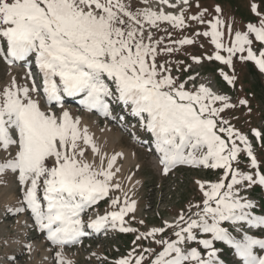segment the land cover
<instances>
[{
  "label": "snow or ice",
  "instance_id": "1",
  "mask_svg": "<svg viewBox=\"0 0 264 264\" xmlns=\"http://www.w3.org/2000/svg\"><path fill=\"white\" fill-rule=\"evenodd\" d=\"M159 3L168 4L169 0H159ZM183 3L187 4L188 0H183ZM252 10L256 11L255 5ZM216 11L219 13L220 9ZM189 19L199 20L200 17L191 16ZM164 22L173 28H180L184 25V16L151 10L134 13L123 0H0V39L6 42L8 62L25 60L34 53L47 101L60 103L61 94L68 97L83 95V103L89 109H99L107 115L109 106L105 98L113 96L105 83L107 78L114 84L118 94L116 99L131 105L132 114L140 116L142 126H146L155 137L165 171L176 163L200 164L205 168L224 170L221 180L210 184L209 190L197 182L205 197L202 213L195 214L200 219L190 218L185 221L186 227L177 223L175 227L180 229L174 232L177 240L156 241L164 247L150 264H186L189 260L195 264H220L213 241H222L234 249L242 264H264V255L254 253V248L264 250V239H255L247 234L236 239L220 226L228 221L234 226L244 223L250 228H264V216H254L247 211L254 205L233 190L242 181L249 186L253 183L264 186V176L256 173L254 178L233 168L241 149L235 142L229 147L215 131L218 125L214 117L230 106L225 97L213 95L204 86L198 93L190 94L183 91L184 84L174 89L170 76L157 78V51L154 46L144 43L145 38L152 39L151 33L145 37L144 25L158 27ZM221 24L217 19L211 24L212 31L203 33L204 36H211L217 50L223 48L229 54L227 58L215 55L214 59L221 63L231 66L232 55L245 51V46L251 45L248 33L264 43V20L260 27L249 25L243 35L237 32L231 47H225L220 42L221 33L217 29ZM178 43L191 44L192 40L183 39ZM165 50L173 51L170 48ZM247 51V59L255 61L260 71L264 72V52L257 58L250 48ZM149 58L152 63L148 62ZM159 68L165 70L163 65ZM28 75L31 78L32 73ZM165 88L169 90L165 91ZM37 91L35 82L29 89L18 87L13 80L11 87L0 93V148L7 151L15 146L17 149L14 157L0 163V173L5 170L18 173L22 186L30 181L24 202L39 228L47 230V238L53 244L76 243L85 234L80 219L82 211L106 197L111 187H118L110 184L116 157L108 160L106 168L103 157L98 168L87 163L83 159L84 149L78 142L82 140L84 145L91 146L94 154L98 152L87 130H81L79 119L73 120L67 111L60 117L41 111L38 102L30 96V92ZM216 101L224 102L223 108L211 107ZM145 113L146 125L142 115ZM10 130H14L16 138ZM220 131L225 129L220 128ZM226 132L245 145L243 151L250 158L251 167L255 168L257 160L245 137L232 128ZM254 134L260 136L258 132ZM189 146L192 150L185 155L184 150ZM201 148H206V153L196 159L194 152ZM50 158L54 160L51 167L46 163ZM41 177L44 184L43 206L37 197ZM228 177L230 182L225 183ZM225 188L227 191L222 192ZM213 203L215 207L211 206ZM117 204L118 199H113L111 206ZM132 211L134 204L126 203L118 212L92 220L88 227L99 231L109 220L113 226L117 221L123 224L124 216ZM180 220H184L183 215ZM196 228L211 234V240L199 241L208 250L207 259H201L195 249L185 254L178 247L186 240L195 239L192 230ZM120 231L134 232L135 229L121 227ZM163 231L162 228L153 229L143 235L155 236ZM142 260V256L137 258L135 264H142ZM58 264H63V261L58 260ZM116 264H130V261L125 258Z\"/></svg>",
  "mask_w": 264,
  "mask_h": 264
},
{
  "label": "rangeland",
  "instance_id": "2",
  "mask_svg": "<svg viewBox=\"0 0 264 264\" xmlns=\"http://www.w3.org/2000/svg\"><path fill=\"white\" fill-rule=\"evenodd\" d=\"M188 1V5L182 4L183 0H169L168 4H160L159 0H123V3L134 13L151 10L157 13L163 11L166 14L177 16L182 14L184 16V25L180 28H173L166 22L159 23L158 27L144 25L145 37L148 33L152 34V39L145 38L144 43L154 46L157 51L155 59L159 73L157 78L170 76L174 82V89L178 88L180 84H184L183 91L190 94L198 93L200 87L204 86L213 95L225 97L226 103L230 106L224 108L216 117L226 121L225 124L234 132L247 133L254 128L261 130L263 139L262 145L257 146L256 167L264 172V162L262 161L264 155L259 154L264 152L263 74L258 70L253 60L247 61L246 51L236 52L232 55L231 66L220 63L214 59L215 55L219 54L227 58L229 54L223 48L217 50L212 43L211 36L203 35L204 32H211V24L219 19L222 22L217 29L221 33L220 42L225 47H231L237 32L242 35L247 33L246 27L249 25L260 27L261 21L264 20V0ZM169 5H175V7L170 9ZM184 5L185 9L182 8ZM253 5L256 6L255 12L252 10ZM217 8L220 9L219 13L216 11ZM191 16H197L200 19H189ZM248 36L251 40V33H248ZM183 39H190L192 43L179 44L178 42ZM156 41H160V43L157 44ZM255 45L250 47L258 58L264 49H260L258 44ZM166 48L173 49V51H166ZM197 60L198 63L195 62ZM148 62L152 63L150 58ZM160 65H163L165 70H161ZM184 68L187 69V72L183 76H179L178 74ZM226 71L227 75L231 76V83L228 80L230 85L224 80ZM13 80L18 87L31 89L33 82L37 86L36 81L29 77L25 68H13L0 60V93L5 88L11 87ZM105 82H107V78H105ZM30 96L38 102L40 110L46 114L51 113L60 117L64 111H67L73 120L79 119L78 127L81 130H87V135L91 137V143L98 149V152L94 154L91 146L84 145L82 140L78 142L79 146L84 149L83 159L94 168L100 166L101 157H103L105 168L108 160L116 157L111 169L114 175L110 184L118 185V187H111L108 195L100 199L99 203L86 207L82 211L80 219L83 223V230L92 229L88 227L92 220L110 212H118L120 207L126 206V203L134 204V211L128 212L124 216L123 224L117 221L113 226L109 220L103 229L95 230V233H101L99 236L80 237L78 242L64 246L53 244L47 236L38 233L35 228L37 225L35 218L24 202L25 192L30 186V181L22 186L18 179V173L5 170L0 173V264H58V260L63 261V264H116L117 261L125 258L129 259L130 264H135V260L141 256L143 257L142 264H148L150 260L155 259L157 253L163 250V245L156 241L161 239L169 241L171 239L169 236L180 230L175 227L177 223L181 227H186L185 221L190 218L200 219L195 215L197 212L202 213L204 207L205 197L201 191L200 183L204 184L205 190H209L210 184L221 180L224 174L223 169L205 168L200 164L178 163L165 171V168L158 166L159 163L156 161L155 155L149 152L150 148L142 144L144 135H141L140 128L133 127L130 132L124 128V123L120 122L118 125L116 122L112 123L108 119V112L105 116H99L93 113H81L72 105H66L63 109L48 107L44 104L39 91L30 92ZM241 101L245 103L242 104ZM223 105L224 102L216 101L211 104V107L220 109L223 108ZM112 115L117 118L115 114H109V117ZM130 122L128 120L126 126H129ZM10 132L13 138H16L14 130H10ZM259 139L260 136L254 135L253 141L247 140L248 145ZM239 143L241 142L239 141ZM254 148L255 146L251 147L252 151H255ZM16 150L15 146L10 147L7 151L0 148V163L14 157ZM191 150L190 146L185 148V155ZM205 153L206 148H201L194 152V157L199 159ZM239 157H237V161H234L235 163H240ZM46 163L51 167L54 160L50 158ZM235 170L242 174H253L249 164H244ZM198 181L200 183H197ZM250 187L257 189L255 183ZM262 189L264 192V186ZM43 191L44 184L43 177H41L37 197L42 206L45 204ZM221 191L223 192L224 189ZM234 191L238 192L240 198L251 203L264 198V194H254L252 188L245 186H241L237 190L235 188ZM113 199H118V204L115 207L111 206ZM211 206L215 207V204L213 203ZM21 208L23 211H17ZM181 215L184 217L183 221L180 220ZM261 216H264V213ZM208 219L211 223V219ZM167 225H172V227H167ZM221 226L230 229V222L229 226ZM121 227L133 228L135 231L122 232L120 231ZM238 227H240L239 230ZM161 228L164 231L155 236L143 235L153 229ZM248 229L249 226L244 223L235 225L234 230L237 234L239 232V236H234V238L241 239L244 234L249 235ZM192 231L195 237L192 241L196 242L195 246L200 244V240L211 237L210 233H204V236L200 235L199 228ZM138 236L140 239H137ZM257 238L264 239V228L258 227ZM189 242L186 240L183 244L178 245L182 252ZM145 249L149 251H145ZM221 250L224 255L220 257V264L236 263L235 257L228 256L229 252L226 249L221 248ZM196 251L200 254L201 259H207V251L204 257L198 248ZM57 253L60 254L59 257H57ZM186 264H195V262L189 260Z\"/></svg>",
  "mask_w": 264,
  "mask_h": 264
},
{
  "label": "trees",
  "instance_id": "3",
  "mask_svg": "<svg viewBox=\"0 0 264 264\" xmlns=\"http://www.w3.org/2000/svg\"><path fill=\"white\" fill-rule=\"evenodd\" d=\"M259 154H261V155H264V152L262 153V152H260ZM263 162H264V160H262Z\"/></svg>",
  "mask_w": 264,
  "mask_h": 264
},
{
  "label": "bare ground",
  "instance_id": "4",
  "mask_svg": "<svg viewBox=\"0 0 264 264\" xmlns=\"http://www.w3.org/2000/svg\"><path fill=\"white\" fill-rule=\"evenodd\" d=\"M180 6V5H179ZM177 8H180V7H177Z\"/></svg>",
  "mask_w": 264,
  "mask_h": 264
}]
</instances>
